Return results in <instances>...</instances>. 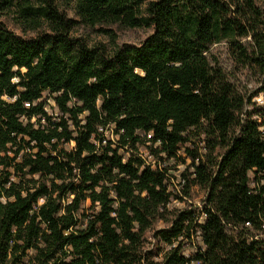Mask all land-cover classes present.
<instances>
[{"label": "trees", "instance_id": "16d2710c", "mask_svg": "<svg viewBox=\"0 0 264 264\" xmlns=\"http://www.w3.org/2000/svg\"><path fill=\"white\" fill-rule=\"evenodd\" d=\"M73 1L88 26L152 32L108 53L72 38L54 0H0V14L46 25L22 37L0 22V264H264V105L246 112L207 55L226 40L264 80V0ZM45 92L57 116L37 103ZM194 133L207 154L184 148L192 178L178 189L139 147L178 160ZM193 185L205 190L195 224V207L168 209ZM156 221L168 224L153 235L169 246L160 261L142 252ZM191 231L187 257L178 238Z\"/></svg>", "mask_w": 264, "mask_h": 264}, {"label": "rangeland", "instance_id": "374dc122", "mask_svg": "<svg viewBox=\"0 0 264 264\" xmlns=\"http://www.w3.org/2000/svg\"><path fill=\"white\" fill-rule=\"evenodd\" d=\"M54 4L61 13L73 21L72 28L70 30V36L72 38L81 39L89 46L101 44L108 53L112 52L115 48L124 49L127 46L139 45L152 32L151 28H147L145 26L129 28L113 24L96 25L91 27L82 23L81 19L76 14L73 0H54ZM0 22H2L16 35L22 37H34L37 33L46 30V25L43 23V21H38L36 24L24 21L16 7H10L9 9L3 11L0 14ZM260 29L264 32V24L260 26ZM240 41H242L244 44H249L248 37L243 38ZM207 55L212 64H217L222 69L225 78L243 97V109L246 112L254 110V104L264 105V92L260 90L264 85L262 75L255 66L245 67L237 62L230 51L228 41L223 40L212 44L208 49ZM42 101L45 102V109L49 115H58V110L55 108L52 99L46 92L43 93L41 98L37 100V103ZM103 135L109 138L111 136L115 139L113 132H103ZM204 139V134H200L199 136H195V133L194 135L192 134L191 142L184 145H179L177 147L176 152L179 156L178 160L175 158L164 161L158 160L157 156L150 154L148 150L144 148V146L139 147V152L148 162L155 163L158 161V164L161 167L165 165H171L172 168L170 169L169 173L172 186L176 185L177 188L180 189L178 185L180 176L184 174L187 178H192L191 172L193 171L190 164V158L184 154V148H197V150H199V154H207V151L204 149ZM72 146L73 143H70V145L65 147L70 148ZM221 152L222 149L217 146L213 149L212 156L217 157ZM11 179L16 180V177L11 176ZM172 188L173 187H171L170 190H172ZM204 194L205 190L203 188L193 185L190 188L189 196H183V200L172 199L168 209H188L190 207H195L193 208V214L195 217L194 224L197 222H203L204 217L200 214V206L203 202ZM180 195L182 196V193H180ZM167 226L168 224L163 223L162 221H156L152 225L151 229L145 233V243L143 245L142 252L149 258V260L160 261L162 256L168 250V245L153 236L156 230L167 228ZM261 232V235L264 236V230ZM189 234L191 235L189 236ZM189 234L178 238V241L181 242L180 244L182 251L187 257L195 254L198 246L200 245V239L198 235L195 237V235H192V231L191 233L189 232ZM67 260L69 261L70 259Z\"/></svg>", "mask_w": 264, "mask_h": 264}, {"label": "built area", "instance_id": "2783aa9c", "mask_svg": "<svg viewBox=\"0 0 264 264\" xmlns=\"http://www.w3.org/2000/svg\"><path fill=\"white\" fill-rule=\"evenodd\" d=\"M99 130L102 131V132H107V131L112 132V131L109 130L107 127L99 128ZM104 136H105V135H104ZM105 137H107V136H105ZM108 138H109V137H108ZM110 138L113 139L111 136H110ZM144 159H145V158H144ZM145 160H146V159H145ZM146 161H147V160H146ZM147 163L153 164L152 162H148V161H147ZM180 183H182L181 179H180V181L178 182V184H180Z\"/></svg>", "mask_w": 264, "mask_h": 264}]
</instances>
